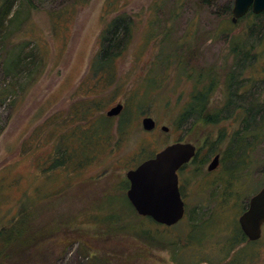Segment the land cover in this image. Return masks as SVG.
I'll return each instance as SVG.
<instances>
[{
	"label": "rangeland",
	"instance_id": "obj_1",
	"mask_svg": "<svg viewBox=\"0 0 264 264\" xmlns=\"http://www.w3.org/2000/svg\"><path fill=\"white\" fill-rule=\"evenodd\" d=\"M84 1L73 5L71 0H34L36 8H32L27 0H17L15 15L18 18L10 28L14 41L9 50L15 61H21L23 68L15 74H7L0 67V84L15 83L18 87V93L0 106V128L6 126L0 134V225L8 224L14 217L19 202L32 197L36 198L35 204L44 205L43 221L68 220L72 229L81 230L90 242L67 243L63 237L53 239L47 249L43 247L37 254L38 262L34 264H95L97 259L94 252H89L92 251L89 245L96 244L102 249L98 255L109 254L111 264H226L235 251L245 256V264H264V225L257 241L240 244L226 259L220 252L223 241L231 235L236 224L239 226L237 218L249 197L264 186V120L260 125L263 134L256 139L248 157V169L239 174L240 181H231L234 194L227 202L220 198L221 187L212 183L207 188L204 186L219 179L225 169L221 163L217 171L207 175L211 152L202 165L189 164L179 173L186 203L184 219L189 216L190 223L198 224L214 215L210 224L196 231L197 236L204 238L200 248L175 255L172 247H150L129 234L106 239L105 230L92 223L100 214L97 211H101L108 192L120 193L118 184L127 178L130 168L137 166L138 158L144 154V144L149 143L146 154L149 156L151 151H160L175 141L193 142L200 148V163L206 157L208 146L199 143V130L209 132V143L221 130L225 131L227 136L222 143L214 145L215 151H224L230 146L232 133L241 125V110L235 107L257 93L259 102L264 99V53L260 50L263 46L246 48L248 59L237 67L229 49L231 39L236 35L245 36L248 29L245 21L232 27L231 15L222 16L224 8L232 9L233 0H213L210 4L199 3V0H131L124 8L134 19L133 41L118 61L119 82L103 91L110 98L120 86L116 99L107 104L104 112L107 114L114 105L123 103L122 113L125 110L132 113L134 120L131 132L114 154L106 155L79 173L61 170L46 176L37 169L36 159H47L54 151L57 133L67 129L60 116L66 115L72 105L86 97V89L96 83L87 77L90 62L100 48L101 33L116 14H105L108 0ZM156 2H159V9L154 8ZM70 4L75 9L69 7ZM68 8L71 11L57 20L58 23L51 19L50 12ZM222 19L227 20L225 34L219 33L216 27ZM208 68L217 72L209 109L222 110L230 106L234 107L233 114L217 125L194 128L187 122L177 125L197 75ZM232 68L237 72L235 77L240 86L230 98L226 92V73ZM148 76L160 86L153 91L148 103L141 106L136 96L141 94L138 91H142V83ZM208 81L207 76H202L198 87ZM147 115L158 122L153 131L143 128V118ZM115 117L118 121L119 116ZM58 123L63 125H58L61 130L53 136L52 131ZM163 125L168 131L162 130ZM26 149L31 151L25 153ZM231 162L225 160L224 164ZM124 214L126 222L137 221L130 211ZM185 222L165 231L166 244L187 231Z\"/></svg>",
	"mask_w": 264,
	"mask_h": 264
},
{
	"label": "trees",
	"instance_id": "obj_2",
	"mask_svg": "<svg viewBox=\"0 0 264 264\" xmlns=\"http://www.w3.org/2000/svg\"><path fill=\"white\" fill-rule=\"evenodd\" d=\"M81 1L84 0H71L73 5L81 4ZM212 1L199 0V3L210 4ZM27 2L32 8H36L34 0H27ZM130 2L131 0L107 1L105 14L107 16L115 12L116 14L111 17L104 31L101 33L99 39L100 48L90 62L87 77L96 80V83L93 86H89L88 89H86L88 87L86 86L85 89L88 95L72 105L66 115L60 116V119L65 123L67 129L59 132L61 126L58 125H63V123H58L57 126L55 125L52 134L55 136V133H59L56 136L54 151L49 153L47 159H36L37 169L46 176L50 175V172L57 174L61 170L69 173L81 172L93 163L103 160L106 155L110 156L114 154L121 147L123 139L131 132L134 124L132 113H128L125 110L124 113L117 115L119 118L116 121L115 116L110 117L104 112L107 104L112 103L116 99L117 90L120 91L118 89L120 86H117V89L112 92L110 98L103 93L104 89L110 88L119 82L117 75L119 70L118 61L133 41L134 19L124 8ZM73 5L70 4L69 7L72 6L75 9ZM16 6L17 0H0V67L7 74H15L23 68L21 61H15L14 56L10 55L9 50L10 44L14 41L12 38L13 35L10 33V28L18 18V15H15L17 12L15 10ZM159 7V2H156L154 8L159 9ZM224 9L222 16L231 15L230 8ZM70 11V8L63 11H52L50 12L51 19L58 23L57 20H60L65 13ZM225 21L227 20L222 19L216 25V27L218 26L219 33L225 34L228 32L225 29ZM242 21L246 22L248 28L245 36H234L229 46L234 59H236V67L240 64H245V61L248 59L246 48L256 47L260 49L263 46L260 50L264 53V11L256 15L249 10L244 17L237 20L236 24H233L231 20L230 24L232 27H236ZM148 39L153 40L151 37H148ZM180 60L181 58L177 60V64L180 63ZM235 73L237 72L233 68L226 73L228 75L226 79V92L228 91L230 98L232 92L240 86L237 77H235ZM215 74L217 72H214V68H208L203 72H199L194 81V89L190 92L188 100L185 101L181 109V113L177 119V125H183L186 122L190 123L191 128L199 125H217V123L227 119L228 115L233 114L234 110L232 109L234 107L226 106L227 110L224 109L225 107L222 110H211L208 107L210 97L216 89L217 75ZM202 76H207L209 81L202 87H198ZM142 85V91H138L141 94L136 96L139 98L141 106L148 103L151 94L160 84L154 78L148 76ZM80 88H83V86L81 85ZM17 93L18 87L15 83L0 84V106L5 105ZM235 108L241 110V125L240 128L234 130L232 133L230 146L224 151L219 150L221 154L220 163L225 168L224 172L219 179L208 183V185H204L207 188L212 183L215 186H219V188L221 187L222 193L220 194V198L223 202H227L233 196L234 191H231L230 188L231 181H240L242 179L239 174L245 171V169H248V165H246L248 157L252 152L255 142H257L256 139L263 134L260 130V125L263 124L262 122L264 120V99L262 102H259L258 95L250 97L243 101V103H239V106ZM225 111H227V114L223 113ZM5 128L6 126L0 128V134ZM198 133H201V136L198 138L199 143L203 142L205 144L204 146H208V152L206 157L200 160V163L198 161L199 155L197 154L193 163L198 162L199 165H202L208 153L218 152L215 151L214 145L221 144L227 135L225 131L221 130L218 137L209 143L208 141L211 138L209 132L199 130ZM41 136L43 137V135H40V138ZM23 146L25 148V141ZM148 146L149 143L143 145L144 152L142 153L144 154L138 158L137 166L140 162L157 154L158 150L151 151L149 156H146L149 152ZM145 149L148 150L145 151ZM28 151H31V149L24 150L25 153ZM225 160L232 162L225 165ZM118 185L119 187L117 189L121 190L120 193L114 195L113 192H108L109 194L104 198L105 202L100 208L101 211L97 208V213L101 215H97L95 220H93L94 222H92L93 224H99V227L105 230V233L102 232L104 233L103 235H106V239H111V237L121 234H129L140 238L145 245L150 247L159 245L172 247L175 255L194 247L200 248L199 245L204 238L197 236L196 231L210 224L214 215L200 220L196 224L190 223L189 216L187 219H184L186 218L185 214L183 219L176 224L178 225V223L180 224L186 221L185 223L188 226L187 231L182 235L173 237L168 245L164 242L163 234H166L165 231L172 226L161 225L150 217L139 214L135 210L126 194L130 185L128 177L124 178ZM34 200L36 198L26 197L25 200L19 202L20 207L14 217L8 224L0 225V264H34L38 262L36 256L41 249L43 247L47 249V246L51 245V241L56 238L63 237L64 239L62 238V240L67 243L83 241L90 244L86 238L87 236L85 234L83 235L81 230L72 229L73 225H70L68 220L53 219L43 221L41 218L44 205L35 204L36 202ZM32 201L34 204L31 203ZM127 210L132 213L137 221H125L127 219L125 218L126 215L124 212L126 213ZM230 234L223 241L220 250L222 257L225 259L230 256L237 246L248 241L246 235L242 233L237 224ZM89 246L92 247V251L89 252H94V256L97 259L95 264H111L109 254H102L103 256L98 255V251L102 250L99 244H96L94 247L93 245ZM234 253L233 257L226 264H245V256H240L236 251ZM120 255L121 253H119ZM122 255L124 254L122 253ZM98 258H100L99 261Z\"/></svg>",
	"mask_w": 264,
	"mask_h": 264
},
{
	"label": "water",
	"instance_id": "obj_3",
	"mask_svg": "<svg viewBox=\"0 0 264 264\" xmlns=\"http://www.w3.org/2000/svg\"><path fill=\"white\" fill-rule=\"evenodd\" d=\"M231 21L244 17L250 10L253 14L264 11V0H233ZM124 104L118 103L107 111L110 117L120 115ZM158 122L152 116L143 118V128L153 131ZM162 130L168 131L163 125ZM196 146L189 141H175L160 149L153 157H149L130 168L126 177L130 185L127 197L136 211L150 217L161 225L174 226L185 216V202L179 191L177 171L182 165L195 157ZM219 155H215L208 163L207 171L217 167ZM240 230L249 241H257L264 225V186L249 198L244 211L238 216Z\"/></svg>",
	"mask_w": 264,
	"mask_h": 264
},
{
	"label": "flooded vegetation",
	"instance_id": "obj_4",
	"mask_svg": "<svg viewBox=\"0 0 264 264\" xmlns=\"http://www.w3.org/2000/svg\"><path fill=\"white\" fill-rule=\"evenodd\" d=\"M257 95H259L258 93H257ZM236 109V108H235ZM232 110H234V109H232ZM158 127V126H157ZM156 127V128H157ZM155 128V129H156ZM154 129V130H155ZM192 144H194L193 142H191ZM203 143V142H202ZM195 146H196V153H195V157H196V155L197 154H199V152H200V148H198L197 147V144H194ZM167 146V145H166ZM210 155H212V157L209 159V161L207 162V165H208V163L211 161V159L215 156V155H219V163H218V165H217V167L215 168V169H213V170H211V171H207V168H208V166H206L207 168H206V171H207V175H208V173H212V172H215V171H217L218 169H219V165L221 164L220 163V159H221V154H220V152L218 151V152H213V153H210ZM194 157V158H195ZM194 158L193 159H191L189 162H187V163H185L184 165H182L181 167H180V169L177 171V173H178V179H179V191L181 192V197H182V200H183V202H184V199H183V192H182V190H181V179H180V177H179V173L180 172H182L185 168H186V166L187 165H189V164H192L193 162H194ZM254 195V194H253ZM251 197V196H250ZM249 197V198H250ZM249 201V200H248ZM248 204V203H247ZM247 206V205H246ZM245 206V207H246ZM245 207L242 209V212L244 211V209H245ZM185 212H186V203H185ZM241 212V213H242ZM259 239V238H258ZM248 240V239H247Z\"/></svg>",
	"mask_w": 264,
	"mask_h": 264
}]
</instances>
